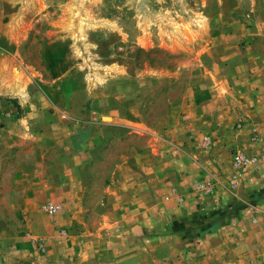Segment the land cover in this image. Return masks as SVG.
<instances>
[{"label": "rangeland", "instance_id": "374dc122", "mask_svg": "<svg viewBox=\"0 0 264 264\" xmlns=\"http://www.w3.org/2000/svg\"><path fill=\"white\" fill-rule=\"evenodd\" d=\"M239 100L250 102L257 112L251 117L261 119L264 0H0V264H61L73 218L83 223L86 205L91 209L99 200L119 158L139 146L156 154L153 137L133 130L101 143L103 128L89 141L92 117L103 125H175L166 137L174 144L179 173L159 180L168 188L162 199L177 203L186 188L200 199L212 195L220 176L204 149L217 139L214 125L228 138L250 119L241 115ZM62 119L73 122L64 142ZM60 142L68 157L92 159L84 166L91 187L81 196L69 193L76 207L49 200L32 206L27 194L42 184V176L32 177L33 166L57 155ZM92 142L99 148L93 158ZM232 152L236 185L257 161ZM238 154L248 161L240 169ZM189 155L200 158L193 170L182 160ZM135 161L126 177L154 184L152 170L137 169ZM143 194L154 199L148 189ZM216 211L200 218H213ZM94 217L91 209L85 221ZM179 231H190L192 245L202 235L192 226Z\"/></svg>", "mask_w": 264, "mask_h": 264}, {"label": "crops", "instance_id": "0c3cea01", "mask_svg": "<svg viewBox=\"0 0 264 264\" xmlns=\"http://www.w3.org/2000/svg\"><path fill=\"white\" fill-rule=\"evenodd\" d=\"M247 103L239 100L241 115L250 118L241 125L240 131H233L232 137L227 138L222 127L214 125L211 130L212 134H217V139H211L210 148L204 149L207 155L205 159L216 163L214 167L220 176L219 183L211 187L212 195L200 199L199 193L193 197L188 193L194 191L189 192L186 188L181 195V202L177 203H167L162 199V193L168 192V188L160 184L159 180L163 176L179 173V158L171 148L174 144L172 139L167 142L166 137L168 133L172 136L175 125H169V130L164 128L162 120L155 128H143V124L133 121H123L124 125L116 126L119 120L103 125L92 117L87 125L91 131L89 141L97 138L103 128L105 131L100 136L101 143L104 138L108 141L116 132L123 136L121 132L133 130L152 136L158 148L153 154L148 148L139 146L119 158L110 183L104 187L99 200L91 203L94 221H85L86 214L91 211L87 205L84 224L73 218L74 225L67 231V238L61 246V264H264V114L259 112L261 119H253L256 110L250 102L249 105ZM174 113L172 107L169 116L172 117ZM72 123L61 120V141L70 137L67 131ZM136 125L137 128L133 127ZM248 128H252L253 133ZM157 140L159 143H156ZM162 143H169L170 148L164 150ZM55 146L57 155H47L41 165L33 166L35 171L32 177L42 176V184H36L40 186L33 187L27 198L32 206L42 200H49L63 207H76L78 203L70 201L72 196L69 193L81 196L82 191L91 187V183H87L84 166L92 159L68 157L63 153L64 144L60 142ZM98 150L97 143L92 142L91 158L97 155ZM200 151L201 147H196L193 152L198 154ZM232 151H242L257 161L254 166L246 168L236 185L231 177ZM199 159L198 155H189L182 160L188 170H193L195 161ZM71 160L73 166L70 165ZM133 161L138 163L137 169L143 168L146 172L147 169L152 170L154 184L147 183L145 178L137 182L134 178L126 177L130 175L128 170H131ZM166 161L169 167H166ZM39 166L43 169L40 170ZM130 179L133 180L132 184L129 183ZM45 183L47 187H43ZM146 189L152 192L153 200H145L143 192ZM173 189L177 193L181 192L176 187ZM37 192H41L40 195ZM208 209L218 211L215 217L207 216L202 220L200 217ZM189 226L202 233L194 237L197 243L193 245L189 243L193 239V235H188L190 231H179ZM181 240L190 247H185ZM179 242L183 244L181 247Z\"/></svg>", "mask_w": 264, "mask_h": 264}, {"label": "built area", "instance_id": "2783aa9c", "mask_svg": "<svg viewBox=\"0 0 264 264\" xmlns=\"http://www.w3.org/2000/svg\"><path fill=\"white\" fill-rule=\"evenodd\" d=\"M248 164V161L246 160L245 156L243 154H238L235 157V166L237 169H240L242 167H245ZM52 212L55 210V208L51 207Z\"/></svg>", "mask_w": 264, "mask_h": 264}]
</instances>
